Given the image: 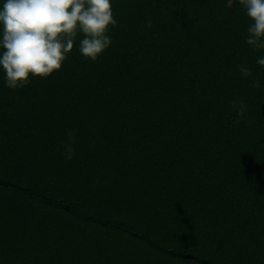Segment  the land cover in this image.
<instances>
[{"label": "trees", "instance_id": "trees-1", "mask_svg": "<svg viewBox=\"0 0 264 264\" xmlns=\"http://www.w3.org/2000/svg\"><path fill=\"white\" fill-rule=\"evenodd\" d=\"M110 2L95 62L78 34L47 79L10 90L0 69V264H264V50L244 10Z\"/></svg>", "mask_w": 264, "mask_h": 264}, {"label": "clouds", "instance_id": "clouds-1", "mask_svg": "<svg viewBox=\"0 0 264 264\" xmlns=\"http://www.w3.org/2000/svg\"><path fill=\"white\" fill-rule=\"evenodd\" d=\"M238 3L249 21L246 44L253 51L264 50V0ZM117 24L110 0H4L0 6V69L5 86L22 89L32 79H47L61 70L78 34L82 35L79 54L95 62L112 43L109 32ZM146 27H152L151 20ZM256 63L264 69V55ZM238 71L241 78L252 76L244 65H238ZM250 87L258 89L259 80H252ZM232 108L242 117L246 105L233 101Z\"/></svg>", "mask_w": 264, "mask_h": 264}, {"label": "rangeland", "instance_id": "rangeland-1", "mask_svg": "<svg viewBox=\"0 0 264 264\" xmlns=\"http://www.w3.org/2000/svg\"><path fill=\"white\" fill-rule=\"evenodd\" d=\"M227 1V0H226Z\"/></svg>", "mask_w": 264, "mask_h": 264}]
</instances>
